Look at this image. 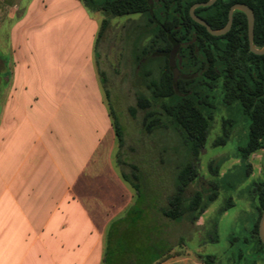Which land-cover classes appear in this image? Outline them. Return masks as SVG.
<instances>
[{
  "label": "crops",
  "instance_id": "crops-1",
  "mask_svg": "<svg viewBox=\"0 0 264 264\" xmlns=\"http://www.w3.org/2000/svg\"><path fill=\"white\" fill-rule=\"evenodd\" d=\"M100 25L79 0H0V264L129 262L111 252L134 194L112 173V137L102 146Z\"/></svg>",
  "mask_w": 264,
  "mask_h": 264
},
{
  "label": "rangeland",
  "instance_id": "rangeland-1",
  "mask_svg": "<svg viewBox=\"0 0 264 264\" xmlns=\"http://www.w3.org/2000/svg\"><path fill=\"white\" fill-rule=\"evenodd\" d=\"M85 10L98 24L107 21L94 48V56L103 82L105 105L107 110L108 104L112 106L123 135L122 148H119L113 130V134L103 140L102 146L110 142V137L113 139V148L109 152L112 173L119 177L124 173L131 178L132 167L137 168L138 180L146 183V188L138 196L127 184L133 191L134 201L137 200V204L144 202L154 210L164 208L174 192L179 169L189 162L188 147L179 132L172 128L146 134L141 127L142 112L137 111L132 117L128 109L135 106L139 95H147L146 82L158 79L164 67L163 59L169 53H159L148 46L150 38L145 33L147 21L144 16L118 17ZM89 30V25L82 29L86 38ZM178 49L173 58L176 80L186 79L176 67ZM184 87L198 101H207L213 112L207 142L199 156L198 178L188 186L185 195L190 196L197 190H211L216 193V198L196 223L187 219L165 220L166 240L155 244L150 243L148 235L152 219L150 215L142 217L145 221L138 228H144L142 231L146 236L141 244H135L130 235L140 230L122 234L125 236L123 243L128 240L129 248L132 246L126 264H154L163 257L183 252L213 256V264H264V256L256 254L262 250L252 234L257 216L254 189L256 184L264 181V150L247 159L241 157L240 149L247 142L249 120L238 102L224 100L222 79L210 83L195 77ZM223 123L229 136L224 145H216L222 137ZM92 138L96 140L97 136L92 135L88 140ZM118 247V250H126V247Z\"/></svg>",
  "mask_w": 264,
  "mask_h": 264
},
{
  "label": "trees",
  "instance_id": "trees-1",
  "mask_svg": "<svg viewBox=\"0 0 264 264\" xmlns=\"http://www.w3.org/2000/svg\"><path fill=\"white\" fill-rule=\"evenodd\" d=\"M79 1L91 13L102 12L118 17L144 16L147 21L145 33L150 38L148 46L159 53H170L173 43H176L179 48L176 67L180 74L186 77L174 81L169 58L165 57L164 67L158 79H151L145 84L147 95H139L135 106L128 109L132 117H135L137 111L142 112L141 127L146 134L162 128L175 129L189 150V162L179 169L175 178L174 192L164 204V208L150 209L146 203L137 204L136 200L132 210L127 211L123 220L118 221V224L124 226L123 230L117 232L122 239L118 245L122 249L126 247V250H118L117 245V248L115 247L111 252L119 257L125 255L128 257L132 253V246L129 248L128 240L123 243L125 236L122 234L127 231L133 233L134 229L140 230L130 235L131 238L133 236L135 244H141L146 236V232L142 231L144 228H138L145 221L142 217L150 215L152 219L153 223L149 225L148 235L150 243L155 244L159 240H166L165 220L175 222L187 219L191 223H196L209 203L216 198V193L211 190L208 192L197 190L190 196L185 195L188 186L198 178L199 156L207 142L213 113L207 101L204 99L198 101L184 87L189 79L198 77L210 83L222 79L224 100L227 103L238 102L243 114L249 120L247 142L244 148L240 149L241 157L247 159L264 150V55L257 56L249 51L246 17L238 11L233 13L230 31L220 37L211 36L204 27L192 21L189 16L190 7L208 0H152V6L149 5L148 0ZM238 3L247 5L253 11V45L257 49L262 48L264 0H216L212 6L195 9L194 14L204 20L211 29L219 30L227 23L229 8ZM106 25V20L101 22L96 46ZM108 109L117 144L122 148L121 126L109 104ZM222 131V137L217 140L216 145H224L229 136L224 123ZM132 169L133 182L124 173L121 174V178L139 196L140 192L145 190L146 183L138 180V169L135 167ZM254 194L257 216L252 234L262 250L256 254L264 256V246L258 238V222L264 210V181L256 184ZM161 218L164 219L163 223ZM197 258L204 264L214 262L213 256L197 255Z\"/></svg>",
  "mask_w": 264,
  "mask_h": 264
},
{
  "label": "water",
  "instance_id": "water-1",
  "mask_svg": "<svg viewBox=\"0 0 264 264\" xmlns=\"http://www.w3.org/2000/svg\"><path fill=\"white\" fill-rule=\"evenodd\" d=\"M149 5L152 6V0H148ZM216 2V0H208L207 2L204 3H197L194 4L192 7H190L189 9V16L192 19V21H194L196 24L204 27L207 31L208 34H210L213 37H220L225 35L226 33H228L231 29L232 26V16L233 13L235 11H238L242 14L245 15L246 17V21H247V37H248V47H249V51L257 56H262L264 55V46L260 49H257L254 47L253 45V31H254V14L253 11L251 10L250 7H248L245 4H234L232 5L227 13V23L226 25L219 29V30H213L211 29L207 23L200 19L199 17H197L194 14V10L199 8V7H209L212 6L214 3ZM178 49V45L176 43H173V47L172 50L170 51L168 58H169V62H170V67L172 69V73H173V80L176 81L177 78V70L175 69V63H174V56L176 54V51ZM258 238L261 242V244L264 246V210L261 213V216L259 218V222H258Z\"/></svg>",
  "mask_w": 264,
  "mask_h": 264
}]
</instances>
